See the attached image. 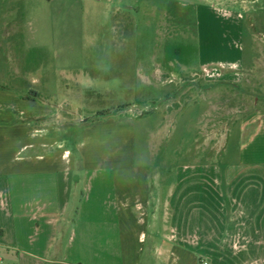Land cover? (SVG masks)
I'll use <instances>...</instances> for the list:
<instances>
[{"label":"crops","instance_id":"crops-1","mask_svg":"<svg viewBox=\"0 0 264 264\" xmlns=\"http://www.w3.org/2000/svg\"><path fill=\"white\" fill-rule=\"evenodd\" d=\"M55 1L0 0V264H264V113L230 127L235 156L228 133L220 159H194L169 181L151 149L139 158V124L129 111L77 120L20 95H67L56 66L86 70L85 47L58 21L74 11L51 10ZM178 5L140 100L169 91V71L210 69L233 82L245 66L240 14L212 3ZM91 79L85 72L75 82ZM142 125L150 143L154 130Z\"/></svg>","mask_w":264,"mask_h":264},{"label":"rangeland","instance_id":"rangeland-1","mask_svg":"<svg viewBox=\"0 0 264 264\" xmlns=\"http://www.w3.org/2000/svg\"><path fill=\"white\" fill-rule=\"evenodd\" d=\"M198 3H212L240 14L246 61L239 79L224 81L205 70L169 71L163 76V82L170 84L169 91L157 99H138L151 88L145 75L153 78L155 56L162 53L167 42L168 16L181 10L178 4ZM50 8L74 11L66 24L64 19L58 21L67 26L68 40L85 47L83 65L92 79L79 83L90 89L83 91L75 82L85 72L71 70L77 65L74 64L69 71L56 66L58 84L62 87L58 86L59 89H71L67 95L59 94L61 90L55 97L36 89L27 91L39 92L43 101L58 105L61 115L77 120L126 106L123 111H129L138 120L139 158L147 160L151 149L152 164L167 170L169 181L175 180L178 166L194 163L197 161L194 159L200 162L208 157L220 159L218 155L228 133L227 149L235 156L239 140L237 130L231 131L230 127L248 115L264 113V0H56ZM172 29L171 24L169 33L173 34ZM100 44L107 48L103 53L97 49ZM77 53L78 49L72 51L74 58ZM13 67L10 64L6 69ZM143 120L154 130L150 143L145 141ZM225 199L228 200L227 195ZM200 263L210 264L206 258L204 262L200 258Z\"/></svg>","mask_w":264,"mask_h":264},{"label":"trees","instance_id":"trees-1","mask_svg":"<svg viewBox=\"0 0 264 264\" xmlns=\"http://www.w3.org/2000/svg\"><path fill=\"white\" fill-rule=\"evenodd\" d=\"M20 95L25 99L30 100H42L43 96L37 91L31 90V91H21ZM126 106H120L118 108H111L104 111L99 112L98 114L91 117V119L96 120L100 118H105L109 116L117 115L118 112H122Z\"/></svg>","mask_w":264,"mask_h":264},{"label":"built area","instance_id":"built-area-1","mask_svg":"<svg viewBox=\"0 0 264 264\" xmlns=\"http://www.w3.org/2000/svg\"><path fill=\"white\" fill-rule=\"evenodd\" d=\"M205 71L210 75H214V72H212L210 69H205Z\"/></svg>","mask_w":264,"mask_h":264}]
</instances>
